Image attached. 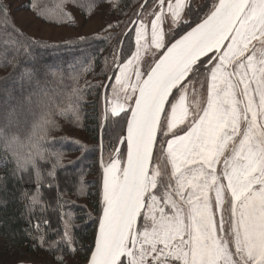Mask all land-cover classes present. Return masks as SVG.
<instances>
[{
  "label": "snow or ice",
  "instance_id": "obj_1",
  "mask_svg": "<svg viewBox=\"0 0 264 264\" xmlns=\"http://www.w3.org/2000/svg\"><path fill=\"white\" fill-rule=\"evenodd\" d=\"M69 2L77 0L56 5L57 22H75L64 10ZM99 2L92 0L85 14H94ZM108 3L115 9L119 0ZM147 3L124 34L134 39V50H119L115 83L105 86L118 101L122 94V102L106 100L102 120H123L126 136L100 161L101 208L86 264H264V0H154L150 21ZM31 7L41 17L51 14L38 0ZM8 15L0 2L6 27ZM11 28L17 54L33 58L32 47L42 42ZM2 62H9L6 52ZM25 72L29 80L39 74ZM49 74L63 82L62 73L43 71ZM69 79V91L23 98L32 117L26 127L10 119L0 125V166L12 165L0 182L35 180V191L20 194L30 224L43 205L41 164L51 163L52 181L65 167L63 153L48 146L56 117L81 120L83 90L74 86L77 76ZM77 191L86 194L82 178ZM65 215L58 241L46 239L39 221L32 226L38 235L26 232L32 247L61 253L54 264H67L64 250L77 251L73 217Z\"/></svg>",
  "mask_w": 264,
  "mask_h": 264
},
{
  "label": "trees",
  "instance_id": "obj_2",
  "mask_svg": "<svg viewBox=\"0 0 264 264\" xmlns=\"http://www.w3.org/2000/svg\"><path fill=\"white\" fill-rule=\"evenodd\" d=\"M138 1L140 0H119L118 7L112 8L118 19L114 22V27L111 28L113 31L101 35L83 36L87 38L84 41H80L79 37L61 41L35 38L15 25L24 34V37L42 42L32 47L33 58L25 56L22 50L17 54L16 46L12 44L17 36L12 32L11 25L14 22L11 15L10 13L8 15L7 27L3 17L0 16V125L10 119L14 124L19 121L21 128L26 127L25 122L30 123L32 117L28 114L26 105L21 107L23 98L31 92L43 91L54 94L69 91L70 87L73 86L69 77L77 76L78 80L74 86L83 90L79 124L86 137L93 142L90 145L81 144L86 146V148H82L80 144L77 146L75 143L66 141L64 137H59L54 143L48 145L52 151L63 153L61 163L65 167L57 169L56 179L52 181L47 177L51 163L41 164L42 173L45 177L44 184L40 188L43 205L34 209L31 215V224L28 222L27 209L23 207L20 194L23 190H28L29 193L36 190L34 178L29 179L25 176L21 182L9 177L0 182V238L8 250L31 253L46 248L47 245L45 247H32L33 240L26 236L27 231H31L34 236L38 235L32 227L37 221L40 222L46 239L49 242L57 241L59 235H62V215L66 213L73 215L72 223L75 225L72 228V235L75 238L74 247L82 252L83 257L92 248L98 216L92 217L86 208L71 199L70 196L82 195L77 191L81 186L80 177L87 173L91 167L97 168L98 166L96 154H98L100 147L102 87L111 69V62L116 57L124 24L134 13L135 8L133 6ZM0 2L3 3L2 0ZM26 2L27 8L31 9L33 0H26ZM38 2L41 6H47L51 11L47 18L43 17L44 19L53 23H62L57 22L59 10L56 8L61 0H38ZM90 2L92 0H77L76 4L65 3L64 10L70 12L72 16L73 9L80 13H86L87 5ZM102 2H107V0H100L99 4ZM78 5H83L84 8L82 9ZM117 28L118 30H116ZM24 37H19V39L23 40ZM5 40L8 41L7 45L4 43ZM129 48H131V42L129 39H125L122 46L125 55H128ZM5 52L8 63L2 62ZM14 57L15 59H13ZM26 69L39 74L29 80L25 72ZM45 69L62 73L63 82L61 83L58 77L51 74L45 77L43 75ZM37 80H39V84H37ZM13 107L17 111L9 116ZM61 119L67 118L56 117L57 122ZM124 123L123 120L118 119L106 121L103 131H101V145L104 150L115 145ZM56 131V129L53 130L50 135L52 136L53 132ZM81 148L83 152L74 160L69 161L64 157L70 152L77 153ZM11 167V164L7 168L0 166V176H6ZM87 183L88 181H83L86 190V194L83 195L87 200H90L94 214L99 210V180H94L88 186ZM48 184H52V187H48ZM58 191L63 194L62 197H58ZM43 221H47V225ZM36 243L39 244L38 241Z\"/></svg>",
  "mask_w": 264,
  "mask_h": 264
},
{
  "label": "rangeland",
  "instance_id": "obj_3",
  "mask_svg": "<svg viewBox=\"0 0 264 264\" xmlns=\"http://www.w3.org/2000/svg\"><path fill=\"white\" fill-rule=\"evenodd\" d=\"M2 1L8 7L11 18L14 24L18 28H20L22 31L27 33L29 36L40 38V39H45L49 41H61V40L70 39V38L88 36L91 34L101 35L102 33L113 31L111 29H106L104 26L107 25L108 23L114 24V22L118 20L115 15V12L109 6L108 0L107 2H102L98 4L97 9L92 15H86L85 13H80L78 10L73 9V17L75 21L74 23L69 22L67 20L62 23L50 22L47 19H44L43 17L37 15L36 11H34L32 8L28 9L26 0H2ZM141 2L142 0L138 1L133 6V8H135L134 13L131 15L128 22L124 24L122 36H121V39L118 45V48L120 46V49H122L125 39L130 40L132 50H134L135 48L134 39L130 36H126V35L124 36V32L126 28L128 27V25L130 24V21L136 16V13L139 9ZM197 2L203 3L204 0H197ZM153 3H154V0H148L146 8L143 10L145 12L144 18L148 21L152 19V17L148 15V13L152 10ZM102 29L104 30L102 31ZM116 30H118V28ZM121 41H123L122 44H121ZM117 52H118V49H117ZM128 55H130V52L128 53ZM117 57H118V53L116 54L115 58ZM114 71H118V69L116 68V65L113 62H111V69L107 75L112 74V77L108 85L115 83ZM195 87L197 91H199L200 86L198 83L195 84ZM106 100H111L113 104L117 102H122V94H121L120 100L118 101L116 97L114 96L111 87H107L106 92H105V107L108 106L106 104ZM103 112L104 110L102 107V114ZM105 123L106 121L105 120L103 121L101 117V125L102 124L105 125ZM58 124H59V127L56 129L57 131L53 132L51 136L55 138V140L58 139L59 137H64L66 141L75 143L77 144V146H79V144L80 145L81 144H85V145L93 144V142L89 140L86 137V135L83 133V131L81 130L80 124H76L72 122L70 119H61L59 120ZM103 127H102V131H103ZM123 129H124V126H123ZM123 129L120 135L123 133ZM76 142H79V143H76ZM112 148L113 146L109 148H105V150L102 148L101 154H100V147H99V152L98 154H96L97 161H98L97 168L91 167L87 171V173H85L82 177H80V181H79V183H81V178L83 181L84 180H86V182L88 181L87 183V186H88L94 180H99V183H98L99 185L98 186L99 210L98 212L97 213L94 212L93 214L94 210L91 206L90 200H87V198H85L84 195H79V196L71 195L70 196L71 199L75 200L77 203L81 204L84 208H86L92 217L99 216V212L101 208L103 172H102L100 161H101V158H103L104 160H107L108 154L112 150ZM123 150L125 151V148H123ZM82 152H83V149L81 148L77 153L70 152L66 154L64 157L67 160L72 161L75 158H77L79 154H81ZM67 218L68 217L65 214L62 215V235L64 232L63 221L66 220ZM97 221H96V224H97ZM72 222H73V219H72ZM71 234H72V228H71ZM60 236L61 235H59V237ZM59 237L57 238V241L59 240ZM90 250L85 257H83L82 252L78 251V249L75 254H71L67 252V250L66 251L64 250L63 255H64L65 260L67 261V264H85L88 258V255L90 253ZM59 254L61 253L46 251L45 248L40 251L37 250L31 253H27L25 251H15L12 249L8 250L7 248L4 247L2 243V239L0 238V264H54L55 256Z\"/></svg>",
  "mask_w": 264,
  "mask_h": 264
},
{
  "label": "water",
  "instance_id": "obj_4",
  "mask_svg": "<svg viewBox=\"0 0 264 264\" xmlns=\"http://www.w3.org/2000/svg\"><path fill=\"white\" fill-rule=\"evenodd\" d=\"M142 3H144V0H142V2H141V4ZM140 4V5H141ZM141 9H140V6H139V9H138V11H140ZM137 11V12H138ZM136 19V16L132 19V20H135ZM130 27H132V25L131 24H129L128 25V27L126 28V30H125V32H124V34L126 33V31L130 28ZM125 36V35H124ZM119 50H120V46H119V48H118V55H119ZM109 77H112V74H109L108 76H107V78H106V80H105V82H104V84H103V87H102V92H101V96H102V107H103V110H104V108H105V92H106V88L107 87H105V86H108V84H109V82H110V79H109ZM104 121V120H103ZM101 131H102V127H100V130H99V134H100V141H99V144H100V154H101V149H102V145H101ZM121 136H126V124H124V129H123V133L119 136V137H121ZM122 147V146H121ZM125 152H126V148H125ZM99 215H100V212H99ZM97 227H98V221H97V225H96V230H95V234H96V231H97ZM94 240H95V235H94V239H93V244H92V247L94 246ZM91 250H92V248H91ZM91 250H90V252H91ZM90 254V253H89ZM89 256V255H88ZM88 259V258H87ZM86 262H87V260H86ZM86 264V263H85Z\"/></svg>",
  "mask_w": 264,
  "mask_h": 264
}]
</instances>
